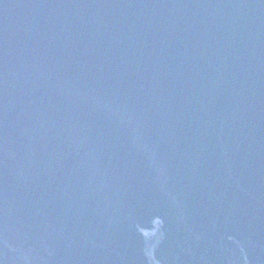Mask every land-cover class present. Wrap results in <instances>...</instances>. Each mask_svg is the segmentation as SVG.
<instances>
[{"label":"water","instance_id":"1","mask_svg":"<svg viewBox=\"0 0 264 264\" xmlns=\"http://www.w3.org/2000/svg\"><path fill=\"white\" fill-rule=\"evenodd\" d=\"M0 264H264V0H0Z\"/></svg>","mask_w":264,"mask_h":264}]
</instances>
